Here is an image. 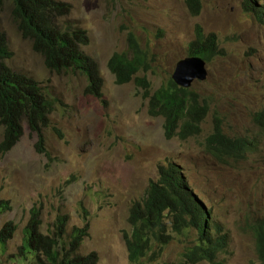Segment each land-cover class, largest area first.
<instances>
[{
	"label": "rangeland",
	"instance_id": "obj_1",
	"mask_svg": "<svg viewBox=\"0 0 264 264\" xmlns=\"http://www.w3.org/2000/svg\"><path fill=\"white\" fill-rule=\"evenodd\" d=\"M61 1L72 6L64 21L89 32L90 43L83 49L99 64L104 101L85 94L84 75L47 67L15 23L13 0H6L0 28L14 52L8 64L38 80L55 105L43 131L48 154L37 152V134L26 123L17 145L0 153V199L11 203V210L0 215V229L8 221L17 225L0 250V264H22L16 254L34 205L42 209L45 233L53 231L61 215L69 216V237L89 222L81 253L98 252L100 264H130L125 233L131 231V209L158 179L159 166L170 162L182 167L189 188L228 236L218 261L262 264L252 227L264 220V138L254 123L255 114L264 112V18L246 9L245 0H201L199 14L189 0ZM254 2L264 5V0ZM197 24L217 34L221 49L208 61L207 77L191 87L210 108L200 134L168 140L165 120L152 117L145 90L136 81L116 83L108 60L115 52L128 53L134 35L146 58L138 76L150 80L153 94L188 56ZM217 121L229 137L255 139V149L240 160L217 159L205 146ZM3 134L0 126V142ZM196 238V232L175 237L153 264H176Z\"/></svg>",
	"mask_w": 264,
	"mask_h": 264
},
{
	"label": "trees",
	"instance_id": "obj_2",
	"mask_svg": "<svg viewBox=\"0 0 264 264\" xmlns=\"http://www.w3.org/2000/svg\"><path fill=\"white\" fill-rule=\"evenodd\" d=\"M6 0H0V11ZM246 9H253L260 19L264 10L245 2ZM192 12H200V0H189ZM72 12L70 3L61 0H13L12 15L25 39L31 40L36 52L43 55L47 67L57 72H78L87 79L85 94L104 101V79L99 64L83 47L89 44V32L80 26L64 21ZM128 53L116 52L108 61V68L116 82L125 85L136 81L151 101L153 117L165 119L167 139L179 137L187 140L202 131L201 121L209 112V103L192 88L178 86L173 79L152 94V83L138 76L146 65L144 50L134 35L128 39ZM189 55H198L209 61L221 53L217 35L206 34L196 25V38L189 44ZM14 52L9 38L0 28V126L4 134L0 153L6 154L24 135V123L37 134L36 150L48 154L43 131L50 125L49 116L54 102L44 93L33 77L13 70L8 61ZM263 114L255 116L258 123ZM264 123V121H263ZM60 138L62 133L56 131ZM207 151L218 159L225 157L243 159L255 147L246 137H229L217 121L213 132L206 137ZM11 210L9 201L0 199V215ZM42 209L34 205L23 230V242L18 249L22 264L33 260L35 264H100L98 252L81 254L89 236V222L68 235L69 216L57 218L54 229L42 231ZM131 231L125 233L130 264H153L164 254L175 237H188L196 232L193 245L185 248L176 264H221L219 255L228 247V236L223 228L212 221L211 212L195 196L184 177L182 167L170 162L159 166V178L152 181L143 200L135 202L130 213ZM256 238L257 253L264 264V220L252 227ZM17 225L8 221L0 229V250L14 237ZM209 230V231H207ZM195 251V252H194Z\"/></svg>",
	"mask_w": 264,
	"mask_h": 264
},
{
	"label": "water",
	"instance_id": "obj_3",
	"mask_svg": "<svg viewBox=\"0 0 264 264\" xmlns=\"http://www.w3.org/2000/svg\"><path fill=\"white\" fill-rule=\"evenodd\" d=\"M172 76L180 86L190 87L194 80L207 77L206 61L200 57H186L178 61Z\"/></svg>",
	"mask_w": 264,
	"mask_h": 264
},
{
	"label": "clouds",
	"instance_id": "obj_4",
	"mask_svg": "<svg viewBox=\"0 0 264 264\" xmlns=\"http://www.w3.org/2000/svg\"><path fill=\"white\" fill-rule=\"evenodd\" d=\"M249 1H251L252 3H253V6L254 7H260L261 9L263 8V10H264V5H259V4H256L255 2H254V0H245V2H249ZM246 4V3H245ZM200 7H201V0H200ZM246 7V6H245ZM251 9V8H250ZM201 10V9H200ZM252 11L255 13V11L252 9ZM199 14V13H198ZM264 18V17H263ZM201 25V24H200ZM202 26V25H201ZM203 27V26H202ZM204 29V28H203ZM204 32H205V30H204ZM206 33V32H205ZM209 33H211V32H209ZM209 33H206V34H209ZM213 33H215V32H213ZM216 34V33H215ZM217 35V34H216ZM217 38H218V36H217ZM28 40V39H27ZM31 41V40H30ZM32 42V41H31ZM90 43V42H89ZM32 44H33V42H32ZM218 44H219V42H218ZM89 45V44H88ZM33 48H34V44H33ZM219 48H220V46H219ZM35 50V49H34ZM84 50V49H83ZM38 53V52H37ZM116 53V52H115ZM40 54V53H39ZM42 55V54H41ZM43 56V55H42ZM112 57V56H111ZM110 57V58H111ZM187 57H200V58H202V59H204L203 57H201V56H198V55H189L188 54V56ZM186 58V57H185ZM184 59V58H183ZM180 60H182V59H180ZM179 60V61H180ZM205 61H206V59H204ZM96 61V60H95ZM109 61V60H108ZM178 63V62H177ZM207 63H208V61H206V65H207ZM109 69V68H108ZM52 71V70H51ZM175 71V70H174ZM55 72H57V71H55ZM65 72V71H64ZM67 72H72V71H67ZM111 72V71H110ZM59 73V72H58ZM72 73H78V72H72ZM24 74V73H23ZM27 75V74H26ZM114 75V74H113ZM32 77V76H31ZM115 77V76H114ZM34 78V77H33ZM172 79H173V81L178 85V86H180L175 80H174V78H173V76H172ZM115 80H116V78H115ZM197 80V79H196ZM202 80V79H201ZM38 81V80H37ZM116 83H118V82H116ZM129 84V83H128ZM181 87H185V86H181ZM192 87V85L190 86V87H185V88H191ZM104 88V87H103ZM104 93V92H103ZM94 97V96H93ZM96 98V97H95ZM104 99V98H103ZM100 100V99H99ZM208 102V101H207ZM209 108H210V106H209ZM260 114H263L264 115V112H260V113H256L255 114V116L257 117L258 115H260ZM153 117V116H152ZM158 117H162V116H158ZM49 118H50V116H49ZM163 119H164V117H162ZM165 120V119H164ZM263 121H264V117L262 118V120L260 121V122H258V123H256L255 122V117H254V123L263 131V134H260V135H258L260 138L262 137V138H264V123H263ZM165 122V121H164ZM25 124V123H24ZM30 129V128H29ZM31 130V129H30ZM32 131V130H31ZM224 131V130H223ZM25 132V131H24ZM33 132V131H32ZM257 136V137H258ZM168 140H170V139H168ZM254 140L255 139H252V140H249V141H251L252 143H254ZM17 145V144H16ZM15 145V146H16ZM254 145H255V143H254ZM13 149V148H12ZM255 149V147L254 148H252L251 150H248V152L249 151H253ZM11 151V150H10ZM9 151V152H10ZM37 152H38V150H37ZM38 153H40V152H38ZM210 153V152H209ZM41 154H45V153H41ZM214 156V155H213ZM225 158H228V157H225ZM218 159V158H217ZM224 159V158H223ZM219 160H221V159H219ZM159 178V177H158ZM158 180V179H157ZM154 181H156V180H154ZM196 196V195H195ZM197 197V196H196ZM198 198V197H197ZM199 199V198H198ZM200 200V199H199ZM201 201V200H200ZM202 202V201H201ZM203 203V202H202ZM11 204V203H10ZM135 204V203H134ZM204 204V203H203ZM204 206H205V204H204ZM206 207V206H205ZM9 211V210H8ZM209 211V210H208ZM5 213V212H4ZM262 221V220H261ZM258 222H260V221H258ZM258 222H256V223H258ZM7 223V222H6ZM255 223V224H256ZM24 230V229H23ZM253 230V229H252ZM17 231V230H16ZM16 233V232H15ZM47 234V233H46ZM49 234V233H48ZM15 235V234H14ZM255 236V235H254ZM255 240H256V238H255ZM22 245V244H21ZM84 245V244H83ZM83 247V246H82ZM82 249V248H81ZM81 252V251H80ZM94 252H96V251H94ZM82 254V253H81ZM84 255H87V254H84ZM100 255V254H99ZM259 256V255H258ZM101 258V257H100ZM130 259V258H129ZM259 259H260V257H259ZM260 261H261V259H260ZM262 262V261H261ZM100 263H101V261H100ZM262 264H263V262H262Z\"/></svg>",
	"mask_w": 264,
	"mask_h": 264
},
{
	"label": "bare ground",
	"instance_id": "obj_5",
	"mask_svg": "<svg viewBox=\"0 0 264 264\" xmlns=\"http://www.w3.org/2000/svg\"><path fill=\"white\" fill-rule=\"evenodd\" d=\"M207 231H209V230H207ZM195 252V251H194Z\"/></svg>",
	"mask_w": 264,
	"mask_h": 264
}]
</instances>
